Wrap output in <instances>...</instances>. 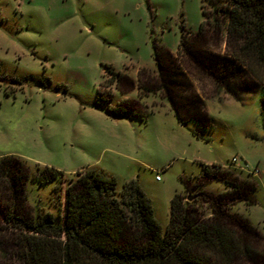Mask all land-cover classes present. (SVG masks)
<instances>
[{
  "label": "rangeland",
  "instance_id": "1",
  "mask_svg": "<svg viewBox=\"0 0 264 264\" xmlns=\"http://www.w3.org/2000/svg\"><path fill=\"white\" fill-rule=\"evenodd\" d=\"M203 6L211 12L205 0H0V264H22L4 213L58 221L78 170L105 171L117 190L136 180L164 231L171 197L224 192L197 178L234 156L246 170L220 169L256 187L227 212L257 231L232 225L264 264V87L224 30L197 34ZM46 167L63 174L40 183Z\"/></svg>",
  "mask_w": 264,
  "mask_h": 264
},
{
  "label": "trees",
  "instance_id": "2",
  "mask_svg": "<svg viewBox=\"0 0 264 264\" xmlns=\"http://www.w3.org/2000/svg\"><path fill=\"white\" fill-rule=\"evenodd\" d=\"M205 1L212 9L206 12L203 6L197 34L224 30L228 53L264 87V0ZM188 34H182L179 52L188 50ZM60 174L46 167L34 178L48 183ZM210 179L224 181L227 189L201 190L191 201L186 200L189 193L174 194L164 231L136 180L117 190L116 178L97 169L78 170L68 179L58 201V221L48 212H6L4 219L14 229L13 244L22 264H234L240 257L260 264L261 254L250 251L232 228L250 226L248 221L227 212L230 202L251 203L256 185L220 165H204L197 185ZM53 189L55 194L59 190ZM205 204L211 217L203 216Z\"/></svg>",
  "mask_w": 264,
  "mask_h": 264
},
{
  "label": "built area",
  "instance_id": "3",
  "mask_svg": "<svg viewBox=\"0 0 264 264\" xmlns=\"http://www.w3.org/2000/svg\"><path fill=\"white\" fill-rule=\"evenodd\" d=\"M220 167L235 168L237 170H246V167L248 166L243 164L238 157L234 156L232 157L228 165H220ZM156 179L159 180V176H156Z\"/></svg>",
  "mask_w": 264,
  "mask_h": 264
},
{
  "label": "water",
  "instance_id": "4",
  "mask_svg": "<svg viewBox=\"0 0 264 264\" xmlns=\"http://www.w3.org/2000/svg\"><path fill=\"white\" fill-rule=\"evenodd\" d=\"M195 196H196V195H194V196H190V195H188L187 198H186V200L191 201Z\"/></svg>",
  "mask_w": 264,
  "mask_h": 264
},
{
  "label": "crops",
  "instance_id": "5",
  "mask_svg": "<svg viewBox=\"0 0 264 264\" xmlns=\"http://www.w3.org/2000/svg\"><path fill=\"white\" fill-rule=\"evenodd\" d=\"M156 181H158V180L156 179Z\"/></svg>",
  "mask_w": 264,
  "mask_h": 264
}]
</instances>
